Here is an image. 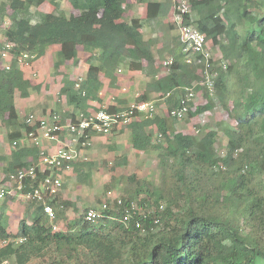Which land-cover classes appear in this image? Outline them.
<instances>
[{"label":"trees","instance_id":"16d2710c","mask_svg":"<svg viewBox=\"0 0 264 264\" xmlns=\"http://www.w3.org/2000/svg\"><path fill=\"white\" fill-rule=\"evenodd\" d=\"M46 1L3 0L0 4L1 14L12 11L8 18L12 25L1 32L2 39L17 46L8 63L10 70L0 57V129H5L10 150L0 160V186L17 170L40 160L36 148L14 146L36 130L26 125L17 100L30 99L45 86L26 78L17 58L29 53L42 59L54 46L60 48L54 62L59 76L68 63L78 65L80 52L88 54L85 79L70 81L63 76L57 96L66 100L65 120L89 118L94 113L92 102L104 103L100 96L104 87L120 90L119 72L124 70L144 72L147 91L133 99L120 92L114 104L105 105L106 112L127 111L130 105L152 101L154 93L165 97V113L156 110L152 118L141 114L109 134L128 131L129 148L155 158L157 182L136 173L121 176L123 206L105 212L96 222L85 219L88 210L79 213L72 202L59 201L67 174L60 173L59 194L47 199L55 212L53 221L40 202L0 199V264H264V0H188L197 16L192 24L219 54L212 95L199 85L202 78L197 67L187 63L181 37L174 45L170 40L171 48L166 50L173 63L157 79L161 67H156L153 42L145 41L140 20L126 21L127 0H49L55 10L37 12L39 20L34 21L33 10ZM138 1L148 5L149 13L160 6ZM64 3L76 13L65 9ZM167 27L178 29L173 23ZM194 86L203 104L194 105L182 120L173 118L170 113L178 108L184 89ZM215 107L227 118L215 122V128L207 126L194 133L177 130L178 123L212 114ZM55 113L43 108L42 116ZM128 162L125 156L115 158L112 171ZM72 167L70 174L84 186L94 164L76 162ZM38 182L28 183L26 190ZM14 204L29 207L12 229L9 212ZM133 204L136 210L130 211L126 223L123 218ZM71 207L73 220L67 215ZM137 222L144 232L136 228Z\"/></svg>","mask_w":264,"mask_h":264},{"label":"built area","instance_id":"2783aa9c","mask_svg":"<svg viewBox=\"0 0 264 264\" xmlns=\"http://www.w3.org/2000/svg\"><path fill=\"white\" fill-rule=\"evenodd\" d=\"M174 18L173 23L177 26L181 40L185 44L184 53L187 55V63L194 64L202 81L200 86L206 87L210 94L214 93V83L217 72L214 70L216 59L207 46V39L195 25L192 24L193 14L188 0H174ZM12 25L9 19H0V33L9 29ZM2 50L0 51L1 61L5 63L4 68L10 70L9 62L14 58L16 44L7 42L0 38ZM34 56L29 53H22L17 58L22 66L29 64ZM172 59L166 61L165 67L171 66ZM220 65L225 68L223 60ZM82 79H79L76 88H79ZM196 87H187L184 89V97L180 100L178 108L173 109L170 115L173 118L182 120L187 117L194 108L196 101ZM170 94L166 96L169 97ZM163 100L165 97L162 98ZM157 110V101H145L130 106L127 111L108 113L105 110H99L91 114L89 118L77 120V122H62L58 116L48 118H36L34 115L27 116L25 123L30 128H36L31 131L22 141L14 143L15 147H22L26 140H31L33 146L39 150L40 160L37 164H31L26 168L17 170L11 174L7 181L0 186V199L5 197L20 198L27 202L37 201L44 205V211L50 221L55 219L53 208L47 204V199L56 197L62 189L61 174H70L73 171L72 164L76 162H87L83 157L84 151L91 146L92 134L106 136L111 134L116 128L128 126L134 118L143 114L152 118ZM205 113L200 114L198 118L203 120ZM206 123V122H205ZM204 123V124H205ZM203 124H201L202 126ZM199 131V130H198ZM197 131V132H198ZM47 141L55 145L51 151L46 152L42 141ZM41 175H45L40 179ZM39 179V180H38ZM39 181L37 187L27 189L30 182ZM123 206L121 195L115 191H109L102 202L100 208H90L86 212L85 219L88 222H96L104 213L111 209ZM160 209H163L162 207ZM136 205L133 204L126 211L124 222L128 223L131 219V212L135 211ZM158 223V220H156ZM136 228L145 231L140 222L136 223Z\"/></svg>","mask_w":264,"mask_h":264},{"label":"rangeland","instance_id":"374dc122","mask_svg":"<svg viewBox=\"0 0 264 264\" xmlns=\"http://www.w3.org/2000/svg\"><path fill=\"white\" fill-rule=\"evenodd\" d=\"M2 2L3 0H0V4ZM64 7L72 13H76V11H74L68 3H64ZM54 10L55 7L50 3L49 0H47L40 7L33 10V20H39L37 12L50 13ZM11 14L12 11L8 9L7 14L3 15L0 13V16H4V18L8 19L10 18L9 16H11ZM2 36H4V33H0V38H2ZM207 46L208 49L214 55L217 54L216 50L212 48L211 43H208ZM82 55L83 52H81L80 55V59H83V61H80L78 65H75L73 62L68 63V66H70V68H62V73L68 72V74H71V77L73 76L74 78H79V74L83 72V67L85 65V56ZM216 56H219V54ZM56 58V54L53 55V53H51V55H47L41 60V63L38 65V71L35 70L39 62L38 59H33L29 62L28 65L24 66V68H26L25 73L28 75L30 74V76L33 78L32 80L35 79V81L37 82L44 83L45 86L42 88L41 92L33 94L31 101H26L23 106H21V101L19 99L17 100L18 105L21 106L22 117L27 118V116L34 115L36 118H45L46 116H42L43 108L50 106L56 112L52 116H58V118L64 120L63 115L67 112L68 107L66 100L63 97L59 98L57 96L62 86V83H57V81H61L64 77L59 76L56 78V75L58 74L57 71L54 69V62L56 61ZM40 77H42L41 80ZM120 77L123 80V85L120 89V92L122 91V93H132L134 92L135 87L138 89L141 85L140 81H137L136 83L138 84L133 85L134 89L132 88L128 90L127 87L130 84L132 85V82L127 79L126 75L124 76V72L120 73ZM198 96L199 95H197L196 101L193 103L195 106L198 104H203L204 102L201 97ZM155 100L157 101L158 109L161 108V112L165 113L167 110L165 100H163L162 97L158 95L155 97ZM97 109L99 110V108ZM46 110H49V108ZM213 111L214 112L212 114H205L203 116V120H200L201 117L191 120L187 118V120L177 124V130L184 131L187 133H194L198 130H204L207 126L215 128L214 123L220 121V119H222L223 117V119L227 120L220 107H215ZM205 122L207 123L206 126L204 128H201V124L204 125ZM152 132L155 133L154 128L152 129ZM0 141L3 145L0 146V152H3V154H7L8 152L6 151V149H8V144L5 129L3 128L0 129ZM100 141L101 142L97 144L95 148H92L93 146L91 145V149H89L88 151H84L83 153V157L87 159V162H92L94 164L90 177L86 180V184L84 186L78 184L76 181V176L74 174H67L68 176L65 175V177L63 178V182L66 188L65 191H61V194H59V201L62 202V196L66 193V195L68 196V201L69 198L75 199V202L78 206L77 211L79 213H82L83 211L88 210L90 208H100L102 202L106 198L107 192L109 191H115L121 194V189L123 188L122 184H125V181L121 182V176H127L136 173L141 177L145 176L148 178H152L154 181L157 182L156 162L155 158L151 157L152 155H145L132 151L129 148V142L127 143V141L119 145L116 143V140L113 139H103ZM42 142L44 148H50L45 145V140ZM115 143L116 148L113 150L111 147L115 145ZM54 146L55 145H52L51 147ZM124 156L127 157V159L129 160L128 165L122 166L120 168H117L115 171H112L115 158L122 159V157ZM113 178H115V183H113L112 181ZM16 199L19 200V198ZM28 207L29 204H19L18 206L16 204L13 205V209L10 211L9 214V223L12 229H15L17 227L19 221L25 216V208ZM72 209L73 207L69 209L71 214L73 212ZM73 217L75 216L73 215ZM3 264L10 263L5 262Z\"/></svg>","mask_w":264,"mask_h":264},{"label":"crops","instance_id":"0c3cea01","mask_svg":"<svg viewBox=\"0 0 264 264\" xmlns=\"http://www.w3.org/2000/svg\"><path fill=\"white\" fill-rule=\"evenodd\" d=\"M149 1L152 2V3H155V4H160V6H154L151 9V13H149L148 5L145 2H139L138 0H127V3L125 5V11H126L125 12V19H126L127 22H131L132 20H135V19L140 20V22L142 23L141 32H142V34H143V36L145 38V41H150L151 43L153 42L151 51L153 52V54L155 56L154 58L156 60V67L157 68L161 67L160 68V72H159V74L157 76V79H158V78L163 77L167 73V67H165L163 64L171 58L169 56V54H168V50H166L169 47L171 48L170 40L172 41V43L174 45L175 42H176V39L178 37H180V33H179L178 29L174 30V31H169L168 27H167L169 23H171V24L173 23V18H174V0H149ZM193 18L195 20L197 19L196 14H193ZM246 28H247V26H246ZM59 51H60V48L58 46L50 47V48H48L45 57L47 55H49V54L51 55V53H53V55L54 54L57 55ZM163 52H164V55L162 54ZM161 54L163 55L162 57H161ZM80 55H81V52L79 54V58H80ZM83 55L85 56L84 60L86 61V58L88 57V54L83 53ZM216 55L213 54L214 57L219 59V57L216 56ZM42 59H38L39 62L37 64V67L35 68V70H37V71L39 70L38 65L41 63ZM80 61H83V59L82 60L80 59ZM145 67H146V65H144V68ZM66 68L69 69L70 66L67 65ZM25 69L26 68H24V72L26 71ZM83 69H84L83 72L79 74V78H84L85 79L86 74H87V70H88V67L86 66V63L84 65ZM119 73H122V72L120 71ZM125 75H126L127 79L130 82H132V85L130 84L127 87L128 90L132 89L134 84H138V83H136L137 81H140L141 85H140V87L138 89L136 87H135V89L133 88L134 92H132V93H128V94L124 93V96H127L129 99H133L135 97L137 98V97H139L141 95L143 96L146 93V91H147L145 73L142 72V71L141 72H128V71L124 70V76ZM63 76H67V78L70 81L78 79L76 76H75L76 78H74L73 76L71 77V74H68V72L67 73H63ZM57 77H59L58 74L56 75V78ZM26 78H28L29 80L33 79L30 76V74L29 75L26 74ZM41 79H42V77H40V80ZM32 82H33L34 85L42 84L44 86V83L37 82V81H35V79L32 80ZM57 83H62L61 84L62 85L61 88L63 87V79L61 81L58 80ZM122 85H123V80H122V83L120 85V89H121ZM119 93H120V90L116 91V90H112V89H108L107 87H104L102 92H101V95H100L102 100L104 101V103H103L104 106L101 105V104H97L96 102H92L90 111L91 112L99 111L97 108H100L101 106L102 107H101L100 110H103L105 108V105L107 106V105H110V104H114L115 103V98H116L115 96H117ZM58 94H59V92H58ZM157 95L158 94L154 93V95L151 96V99L155 100V97ZM198 97H201V96L199 95ZM31 98L30 99H26V100H20L21 101V106H23L26 103V101H31ZM21 106H19L18 103H17V108L19 109L20 113H21ZM48 108H49L48 111L53 110V108L50 107V106L46 107V109H48ZM157 111L160 112L161 108L157 109ZM67 121H69V120H67V119L66 120L65 119L62 120V122H64V123H66ZM129 136H130V134H129L128 131H125L124 134H121V135H119V133H115L114 135H110V136L109 135H106V136H97V135H95V136H93L91 138V145L93 146L92 148H95V146L101 142L100 140H103V139L116 140V143L118 145L121 144V143H125L126 141L128 143V142H130ZM44 143H45V145L50 147V148H46L47 149L46 152H49V151L52 150V148H54V147H51L53 144H50L47 141H45ZM116 143H115V145H116ZM1 145H2V143L0 141V146ZM23 147L35 148L33 146V143H32L31 140H26L24 142ZM6 151L8 153L10 152L9 149H6ZM7 154L6 153L3 154V152H0V160L2 158L4 159ZM66 176H68V175H66ZM65 188H66V186H65ZM62 191H65V189H63ZM19 200H20V198H19ZM62 201H68V196L66 195V193H65V195L62 196ZM69 201L72 202L78 208V206H77V204L75 202V199L69 198ZM12 209H13V205H12ZM9 214H10V212H9ZM67 215H68V218L70 220H73L74 219L73 215L75 216V211L72 212V214L69 211Z\"/></svg>","mask_w":264,"mask_h":264},{"label":"clouds","instance_id":"9594fccd","mask_svg":"<svg viewBox=\"0 0 264 264\" xmlns=\"http://www.w3.org/2000/svg\"><path fill=\"white\" fill-rule=\"evenodd\" d=\"M174 7H175V6H174ZM9 20H10V19H9ZM179 33H180V32H179ZM180 37H181V36H180ZM207 45H208V42H207ZM210 52H211V51H210ZM211 53H212V52H211ZM214 58H215V59H216V61H217V59H218V58H216V57H214ZM218 60H219V59H218Z\"/></svg>","mask_w":264,"mask_h":264}]
</instances>
